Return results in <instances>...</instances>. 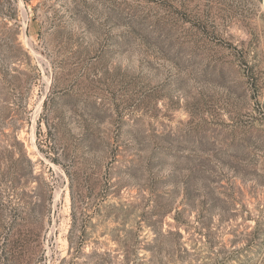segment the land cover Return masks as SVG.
Returning <instances> with one entry per match:
<instances>
[{
    "label": "rangeland",
    "instance_id": "rangeland-1",
    "mask_svg": "<svg viewBox=\"0 0 264 264\" xmlns=\"http://www.w3.org/2000/svg\"><path fill=\"white\" fill-rule=\"evenodd\" d=\"M0 264H264V0H0Z\"/></svg>",
    "mask_w": 264,
    "mask_h": 264
}]
</instances>
